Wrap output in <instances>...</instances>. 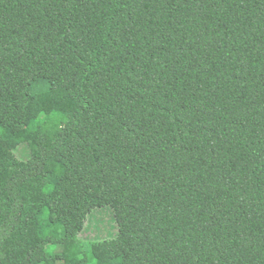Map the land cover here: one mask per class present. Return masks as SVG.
I'll use <instances>...</instances> for the list:
<instances>
[{"label":"trees","instance_id":"1","mask_svg":"<svg viewBox=\"0 0 264 264\" xmlns=\"http://www.w3.org/2000/svg\"><path fill=\"white\" fill-rule=\"evenodd\" d=\"M59 262L264 264V0H0V264Z\"/></svg>","mask_w":264,"mask_h":264},{"label":"rangeland","instance_id":"2","mask_svg":"<svg viewBox=\"0 0 264 264\" xmlns=\"http://www.w3.org/2000/svg\"><path fill=\"white\" fill-rule=\"evenodd\" d=\"M69 102H63L60 105H55L50 100L43 102H32L30 104V111L33 114H37L44 111H51L53 109H68ZM4 148L7 151L12 149L11 141L7 140L4 143ZM17 156L22 159L28 157L29 151L25 145L19 146L15 151ZM64 220L67 223V229L71 234H79V236L84 240L86 244L90 246V242H103L107 238H111L117 232L116 223L114 221V214L112 210L108 207L100 208L92 212L90 215L78 214L77 217L74 213L67 212L64 214ZM14 242H20L21 236L16 235L12 239ZM90 240V241H89ZM84 243V244H85ZM96 253L98 256H104L106 252V244L103 242L101 245L95 246ZM58 248L57 251H60ZM80 252V247L77 245L72 251V256L76 257ZM64 264V263H57Z\"/></svg>","mask_w":264,"mask_h":264}]
</instances>
